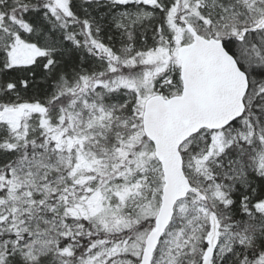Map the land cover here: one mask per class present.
<instances>
[{"label": "snow or ice", "instance_id": "obj_1", "mask_svg": "<svg viewBox=\"0 0 264 264\" xmlns=\"http://www.w3.org/2000/svg\"><path fill=\"white\" fill-rule=\"evenodd\" d=\"M0 264H264V0H0Z\"/></svg>", "mask_w": 264, "mask_h": 264}]
</instances>
